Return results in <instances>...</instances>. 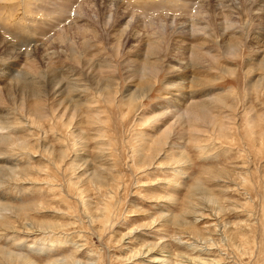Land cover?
Segmentation results:
<instances>
[{"label": "rangeland", "instance_id": "obj_1", "mask_svg": "<svg viewBox=\"0 0 264 264\" xmlns=\"http://www.w3.org/2000/svg\"><path fill=\"white\" fill-rule=\"evenodd\" d=\"M41 1L43 10L34 0H0V38L14 46L4 53L0 44V264H264V29L257 16L244 12L247 28L225 32L217 44L210 30V38L199 33L182 45L163 34L149 72L145 44L159 35L145 31L142 17L182 16L201 0H120L137 15L133 34L140 33L125 41L102 26L108 11L97 1L98 21L87 18L96 40L72 48L80 63L65 46H45L54 34L44 29L49 22L24 29L38 15L65 16L58 10L68 0ZM69 1L77 8L85 0ZM230 4L243 9L242 0ZM182 28L175 30L187 33ZM191 41L206 42L219 60L194 67ZM237 41L230 55L226 45ZM23 58H34L35 73ZM47 65L69 79L59 85L64 94L52 83L46 88ZM187 65L194 69L181 73ZM24 72L39 100L18 85L7 94L11 78ZM197 103L208 117L182 118Z\"/></svg>", "mask_w": 264, "mask_h": 264}, {"label": "bare ground", "instance_id": "obj_2", "mask_svg": "<svg viewBox=\"0 0 264 264\" xmlns=\"http://www.w3.org/2000/svg\"><path fill=\"white\" fill-rule=\"evenodd\" d=\"M75 1H77V0H74V2ZM97 1L101 2L104 6L106 5L105 6V9H106L105 11H108V17L106 15V13L102 12V15L104 14L102 16L103 17L102 26L104 25L106 30H115L119 40L122 39L123 41H125L126 38H128V39L129 38H135L136 39L138 37V35H140V33L138 35L137 34H133V32H136L134 30H136L135 23H136V16L137 15L134 14V12L132 11L133 9L132 10H127L129 5L128 6H124L123 3L120 0H119V2L117 1V3L115 2V0H85L81 4L79 3V5L76 6L77 8H73V6H71V5H73L72 4L73 2L68 0L63 5V6H66L67 9L66 10H64V9H59L58 10V11H61V10L63 11V13L65 15L64 17H60L58 19L57 18L55 19L52 16H56L57 14L50 15V16L46 15L45 17H42L41 15H38L39 17H37V18L33 17L32 21L27 20V23H26L24 29H26V31H28V33H30L31 31H33L35 29H38V27H40V21H41L42 24L45 23L46 21L49 22V25L45 26L44 29H46V28H50V30L53 29L52 31L54 32V34L47 36L48 38H47L46 42L44 41L46 43L45 46L48 47V46H51L53 44L54 45H59V46H62V47L65 46L66 48H69L68 50L66 49L69 52V57H71V58L74 57V60L78 61V63H80V61L78 60L79 59V56L77 54L78 48L76 47V45H79V44L80 45H82V44L84 45L85 44L86 45V49H87V46H89L90 40L91 41L92 40H96V37L93 36V34H94L93 23L87 18H88V16L90 14H93V18L96 19V22L98 21L97 20L98 16L96 15V13L99 12L98 11L99 10V6H98V2ZM207 1L208 0H201L200 2L195 3V4H197V8L195 10H193V5H192L191 7L188 8L189 11H187L188 9L185 12L182 11V16L184 15V17L187 18L186 21H183L181 19V18H184V17H182L181 15H178L177 11H174L173 12L174 15L172 14L171 16L168 14L169 13L168 12L167 14L169 16H167V15L163 16L161 14L160 16H157V17H155V16L154 17L153 16H147V17L143 16L142 17L141 20H143V22H144L142 24H143V26L145 28V31L148 28L149 30L152 31L151 32L152 36L153 35H159L158 37L156 36L155 39H153L152 36H151L152 40L149 39L148 36H147V39H149V41H147L146 44H145L146 45L145 47H146V50H147V54H146V58L147 59H146L145 65H144L145 66V70H147L149 72L152 71V70H156L157 66H154L151 62H149V60H150V57H152V56L156 57V54H158L157 51L159 50V48L164 46L163 43H165L164 40H165L166 36H168L169 38H172V40L179 39V42L181 43V44L180 43L179 44L182 45V44H186V42L189 41L191 38H192V40L193 39L196 40V38H199L200 37L198 35L199 33L201 34L200 38H203V40H206L207 38H210L209 36L211 34L208 35V37L206 38V34H208L207 31L210 30L212 32L211 36H214V35L218 36V37H214L213 38V40H215V42L217 44V42L220 40L219 38H221L225 32L230 31V30H234L235 32H233V34H235V33H238L239 30H241L242 28L244 29L247 26L246 23H244V21H241V20H243V18H241V16L244 14V12H248L249 14H255L254 16H257L256 21H258V24L260 25V26L259 25H257V26L264 29V0H242V3H243V5H241V8L243 6L242 11L238 10V8L235 7L234 5H231V4L230 5H226V4H228L229 0H211L210 3H214V6H208L207 5ZM34 2L35 3H32V4H37V7H38L37 10H43L42 8L39 7V4L42 3L43 1L34 0ZM179 2H181V1H179ZM50 4H51V2H50ZM74 4H76V3H74ZM174 4H176V3H174ZM113 6L115 7V10L112 13V12H110V8L113 7ZM160 6L161 5H159L158 7H160ZM141 7H142V5H141ZM59 8H62V7H59ZM30 10H32V9H30ZM33 10H36V8L33 9ZM51 10H53V9H51ZM29 13L31 14L32 12L29 11ZM49 13H51V12H49ZM55 13H57V11H55ZM146 13L149 14L150 12L149 13L146 12ZM33 14H35V13H33ZM234 14H235V16H233ZM71 15H72V17H70ZM104 16H105V18H104ZM234 17H236L237 20ZM94 19H92V20H94ZM104 19H106V21ZM50 20L51 21L54 20V21H52V23L50 24V22H51ZM21 21H19V22H21ZM213 21L215 23H213ZM211 22L213 24H211ZM91 24H92V27L90 26ZM145 25H149L151 27V29L149 27H146ZM177 26L178 27H185V28H182V29L187 30V33L183 32V31H180V30H175L177 28ZM138 27H139V25H137V28ZM152 27H153V29H152ZM236 30H237V32H236ZM258 30H259V28H258ZM46 33H40V35H43L44 37H46V35L48 34V33L47 34ZM163 34H165V35H163ZM259 34L260 33H259V31H257V29H256L255 32L253 31V36H259ZM162 35L165 36V37H162ZM89 36H91L90 37L91 39H89ZM86 37H88V40H86ZM255 38L257 39V37H255ZM5 40L6 39H1L0 38V44H3V46H4V50H3L4 53H5V51L9 52L11 50L9 47H14V46H12L10 44H7L5 42ZM10 40H11V38H10ZM10 40H8V41H10ZM240 41H237V43L236 42H228L227 43L226 48H227L228 52H230V55L234 54L235 51L238 50V45L240 44ZM78 42H79V44H78ZM172 43H174V42H172ZM177 43H178V41H177ZM190 43H191L190 45L192 47L190 49L191 50L190 51L191 56L189 58V60H190L189 62L194 63V67H196V64L198 62L203 64L204 63L203 61H204L205 58H207V59H209V60H211L213 62H216V61L219 60V58H220L219 56L217 58V55L216 56L212 55L211 51H213V50H211L210 48H205L206 42L203 45H201V44L199 45V43H197L195 45H192V41ZM13 44H14V42H13ZM166 44H167V42H166ZM219 45L220 44H218V46ZM73 46H75L76 48L75 47L74 48L77 49V50H73L74 49ZM176 46H178V45H176ZM62 47H60V48H62ZM56 49H57V47H56ZM84 50H85V48H84ZM165 50H166V48H165ZM177 51H179V50H177ZM228 52H226V53L228 54ZM79 55H81V54H79ZM45 56L46 57L50 56L52 58V56H55V53L54 52L51 53V54H49V53L47 54L46 53ZM57 56H58V54H57ZM232 57H233V55H232ZM23 59L25 60V58H23ZM33 59L30 58V59H28V61L25 60L26 62H28V64H26V66H25L27 68V70L29 69L31 71H34L36 69L35 68L36 65L34 63L35 60H33ZM43 60L47 62L49 59L48 58L47 59L43 58ZM156 60H158V58H155V61ZM209 60H206V61H209ZM49 62L51 63V60ZM153 63H155V62H153ZM192 66H193V64H192ZM10 68H11L10 66H7V69H10ZM51 68H52V66H51ZM51 68H50V65L49 66L47 65V69H48L49 73H48V75H46L47 76L46 78L44 77L46 79V81H45L46 82V88L51 87L50 85L52 83V87L51 88L54 87V89H52V90L53 91L56 90L55 93H58V94L62 95V94H64L61 91L62 86L59 87V85L64 80L69 81V79L68 78H61L62 76L60 77L58 75L61 80L59 79V81L58 80L55 81L57 79V77H58L57 73H56V69L55 68L51 69ZM181 69H183L181 71V73H183L184 71H187V70L191 71L194 68H191V67L189 68L188 65H187V66H185V67H183ZM180 70H178V71H180ZM259 70H263L264 71V58L261 61V65H260ZM34 73H35V71H34ZM24 74H20V75H17L15 77L13 76L11 78V80H10L11 82L6 88L7 94H9V95L11 94L12 95L13 94L12 90H14L17 87V85H18L19 89L18 88L17 89H18L19 92H24L25 91V93H27V95H28V97L30 99L39 100L40 93H41L40 88L37 85L33 84V83H35V81L33 82L32 78L30 80V78L28 77L29 75L27 73L24 72ZM42 76H43V74H42ZM2 77H3V73H0V79H2ZM40 77H41V75H40ZM40 77H39V79H40ZM184 77L186 78V75H184ZM26 78H28L29 81L28 80L27 81L23 80V79H26ZM145 79H146V77H145ZM70 80L72 81V79H70ZM146 80H148V79H146ZM190 80H191L190 82H192V83H194L196 81V79H194V78L193 79L191 78ZM65 84L66 83H64L63 86H65ZM69 84H70V82H69ZM42 85H44V84L42 83ZM140 85H142V84H140ZM56 86H58V87L56 88ZM75 86L76 85L74 84L73 87L71 86L72 88L70 87L72 90H69V93H70V91H75L74 90ZM42 87H44V86H42ZM66 88H67V85L63 89H66ZM53 91H52V93H54ZM55 95H57V94H55ZM34 102L37 103V101H33V103ZM167 105H169V104H167ZM167 105L163 106V108H161V109H158V110H160L159 112H162L164 114L165 111L169 110L170 107L168 108ZM30 106L32 107V105H30ZM72 108L75 111L76 107L72 106ZM32 112L36 113V111H34V110H32ZM208 113H210V111L208 110V108L206 106L204 107L203 104H198L197 103L196 105H193L191 107L189 106L188 110L187 111L185 110V112L182 113L181 115H182V118H183V116L185 118H190V116H191V117L194 118V120H200V119L207 118L208 117Z\"/></svg>", "mask_w": 264, "mask_h": 264}]
</instances>
